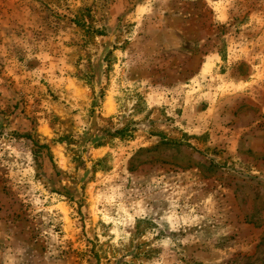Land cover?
Instances as JSON below:
<instances>
[{
    "label": "rangeland",
    "instance_id": "obj_1",
    "mask_svg": "<svg viewBox=\"0 0 264 264\" xmlns=\"http://www.w3.org/2000/svg\"><path fill=\"white\" fill-rule=\"evenodd\" d=\"M0 264H264V0H0Z\"/></svg>",
    "mask_w": 264,
    "mask_h": 264
}]
</instances>
